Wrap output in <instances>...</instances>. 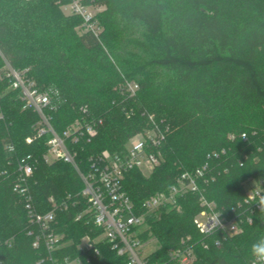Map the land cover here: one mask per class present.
Here are the masks:
<instances>
[{
	"label": "trees",
	"instance_id": "obj_1",
	"mask_svg": "<svg viewBox=\"0 0 264 264\" xmlns=\"http://www.w3.org/2000/svg\"><path fill=\"white\" fill-rule=\"evenodd\" d=\"M55 1L0 0V49L39 86L60 90L63 102L53 119L58 130L82 117L84 107L104 119L97 136L77 144L84 170L91 155L123 149L153 114L170 126L161 146L167 159L150 176L137 168L127 173L125 188L137 207L207 161L214 178L201 187L225 212L243 201L249 188H264V0H96L106 6L95 15L103 26L99 37L72 28L81 58L65 32L75 21L63 17ZM72 15L83 24L80 15ZM124 76L140 84L136 96L119 89ZM0 80V208L8 217L7 225L0 219V264H49L47 249L33 245L27 211L13 191L18 162L28 154L36 160L31 185L39 211L51 208V195L76 196L83 182L72 164L43 159L48 135L27 141L39 116L23 107L19 90ZM130 109L134 114H127ZM223 149L219 157H208ZM73 202L57 213L55 229L68 242L57 253L60 258L82 254L78 244L94 227L85 217L76 220L85 201ZM179 203L181 209L164 211L155 222L162 245L150 255L152 263L174 264L169 250L184 235L196 243L194 264L251 260V243L264 235V207L221 246L208 237L205 248L206 238L194 223L203 208L199 193L189 192ZM100 250L83 264H124L115 250L105 245Z\"/></svg>",
	"mask_w": 264,
	"mask_h": 264
},
{
	"label": "built area",
	"instance_id": "obj_2",
	"mask_svg": "<svg viewBox=\"0 0 264 264\" xmlns=\"http://www.w3.org/2000/svg\"><path fill=\"white\" fill-rule=\"evenodd\" d=\"M67 6L72 13L82 17L84 30L99 37L103 27L83 0H70ZM0 56L4 58L1 77L9 81L11 88L19 90L23 107L39 116L33 126L34 134L27 137V141L32 142L34 138L48 135L43 159L47 163L63 160L72 164L83 182V188L76 195L80 196L78 200H75L76 196L72 193L60 200L51 195V208L39 211L31 185L36 160L32 154H28L18 162L13 191L20 196L27 211L31 223L28 233L35 237L33 245L47 249L45 259L49 264H83L85 259L89 262L100 254V245L115 250L124 258V264H155L150 261L152 251H147L152 241V230L147 225V217L158 214L164 208L181 209L179 198L189 192L199 193L203 208L194 217V223L206 238L203 241L205 248L210 246L208 237L213 238L216 246H221L223 240L241 232L245 223L253 221V213L261 207V200H264L263 186L257 184L249 188L243 201L225 212L215 201L206 197L201 187V182L206 183L214 178L208 161L196 170L183 171L166 190L150 195L137 207L125 188L126 175L135 168L141 171L149 169L152 172L161 163V146L167 138L169 124L149 114V126L132 136L123 149L104 150L100 154L91 155L89 166L84 170L79 160L77 144L82 141L89 142L97 136L104 119L93 116L85 108L82 117H77L63 130H58L53 119L54 113L63 102L60 90L55 86H39L28 69L15 67L4 57L1 49ZM119 89L129 96H136L140 84L124 76ZM127 114H134V110H128ZM243 137H247V134L243 133ZM225 151H213L208 157H219ZM81 199L85 201L86 207L77 214L76 220L85 217L87 223H92L99 229V233H95L93 227L91 232L82 237L78 244L82 254L60 258L57 253L68 242L65 234L55 229L58 223L57 213L67 209L71 201L78 204ZM195 245L191 235L181 236L178 243L169 250L173 263L194 264L197 258ZM246 264H252V258Z\"/></svg>",
	"mask_w": 264,
	"mask_h": 264
},
{
	"label": "rangeland",
	"instance_id": "obj_3",
	"mask_svg": "<svg viewBox=\"0 0 264 264\" xmlns=\"http://www.w3.org/2000/svg\"><path fill=\"white\" fill-rule=\"evenodd\" d=\"M69 2H70V0H57V1H55V4L57 5L59 11L62 13L63 17H70L71 19H73L75 21V25L70 27L69 29H66L65 32H66V35L68 36L67 42L73 46L72 50L76 51L77 57L81 58V56L83 55V50L81 49L80 44L77 42L75 35L72 32V28H74V31H77V30L80 31V30H84V29H83L82 23L81 24L78 23L79 19L75 18L74 15H72L74 13H72L68 9L67 5L69 4ZM83 2L88 6V8L95 15H97L100 11H102L106 7L103 2H99L96 0H83ZM45 40H48L47 36H45ZM84 54H85V52H84ZM2 68H3V65L0 63V78H2L1 77ZM0 82H1V80H0ZM1 86H2V83H1ZM84 108H86V107H84ZM166 159H167L166 156L164 154H162V161L165 162ZM180 164H182V163L179 162V165ZM142 172L146 176H150L152 173L149 169H144ZM138 210L141 212L140 208H138ZM169 210H172V208L161 209V211L158 214H154L152 217H147V225L150 226V228L152 230V241L150 242V245L148 246L147 251H152V253H153L154 251H157L161 247L162 243H161L160 235L157 232L156 233L154 232V227H155V224L158 223V222H156V220L162 218L164 211H169ZM4 214L6 215L5 208H0V219H3L4 225H7L6 220H8V217L3 218L2 215H4ZM243 229H244V227H243ZM239 239H240V237H239ZM196 256H197V254H196Z\"/></svg>",
	"mask_w": 264,
	"mask_h": 264
},
{
	"label": "clouds",
	"instance_id": "obj_4",
	"mask_svg": "<svg viewBox=\"0 0 264 264\" xmlns=\"http://www.w3.org/2000/svg\"><path fill=\"white\" fill-rule=\"evenodd\" d=\"M260 203L264 207V200H261ZM249 253L252 258V264H264V235L251 243Z\"/></svg>",
	"mask_w": 264,
	"mask_h": 264
}]
</instances>
